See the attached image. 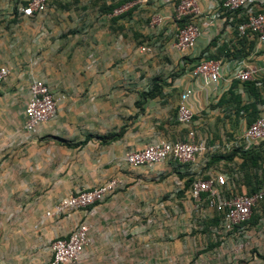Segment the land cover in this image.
I'll return each mask as SVG.
<instances>
[{"label": "crops", "instance_id": "obj_1", "mask_svg": "<svg viewBox=\"0 0 264 264\" xmlns=\"http://www.w3.org/2000/svg\"><path fill=\"white\" fill-rule=\"evenodd\" d=\"M195 1L201 32L193 48L180 51L176 0H51L43 15L32 17L18 12L25 0H0V65L10 69L0 86V264H49L52 241L81 221L91 238L81 264H264V257L241 252L239 239L212 241L196 232L204 228L194 223L185 183L221 168L207 166L210 157L241 149L249 122L264 117V91L258 100L234 77L239 64L264 65V42L250 35L238 40L223 16L211 18L223 0ZM216 37L209 53L222 71L212 85L190 70ZM32 78L65 96L36 133L24 129ZM154 82L160 94L144 98ZM189 88L194 115L185 125L177 106ZM231 89L240 102L219 106ZM122 129L119 138L102 140ZM190 130L208 146L193 163L132 167L124 159L149 144L184 139ZM254 147L264 156V141ZM232 162L239 170L242 159L235 155ZM241 177L234 191L247 193ZM111 179L119 188L104 202L60 218L46 215L70 193ZM177 180L183 188L175 194ZM217 225L209 230L216 233Z\"/></svg>", "mask_w": 264, "mask_h": 264}, {"label": "built area", "instance_id": "obj_2", "mask_svg": "<svg viewBox=\"0 0 264 264\" xmlns=\"http://www.w3.org/2000/svg\"><path fill=\"white\" fill-rule=\"evenodd\" d=\"M51 0H25L18 7V12L24 16L43 15ZM258 0H223L220 10L212 14V19L223 16L224 23L227 14L239 12L243 21L237 26L239 35L254 37L258 42H264V5H258ZM121 10H116L115 13ZM201 15L195 0H176L173 20L175 23L187 18L184 26H176L175 46L180 51H187L195 46L200 35V27L196 19ZM156 17L154 23H159ZM222 71V63L215 59H201L191 70L193 78H204L209 84L215 85ZM262 67L239 64L234 77L241 82L253 81L263 76ZM10 69L0 65V86L7 80ZM29 100L24 108V129L36 133L39 127L52 119L58 110L59 103L65 98L63 94L55 93L42 80L32 78L29 83ZM192 89H185L180 95L177 106V120L185 125L192 122L193 111L187 102L192 96ZM244 142L242 150H249L264 141V117H258L250 124L241 136ZM208 150L205 140H197L195 132L190 130L184 139L177 141L162 140L152 143L139 150L125 154V161L132 167L153 166L165 161L193 163L199 154ZM239 176L237 169L231 171L221 167L209 173L207 177L196 178L187 191L193 200V210L198 219H202L207 210L216 211L221 219L214 228L216 233L236 237L245 231L254 208L264 199V187L253 194L236 193L235 179ZM119 188V181L111 179L93 188L78 189L55 203L46 213L47 216L60 218L74 211H86L90 207L104 202ZM182 181L175 182L173 193L181 189ZM178 213V211H175ZM199 228V226H198ZM246 236V235H244ZM90 225L81 221L66 235L57 236L51 244L52 257L49 264H81L84 258L85 246L90 243Z\"/></svg>", "mask_w": 264, "mask_h": 264}, {"label": "trees", "instance_id": "obj_3", "mask_svg": "<svg viewBox=\"0 0 264 264\" xmlns=\"http://www.w3.org/2000/svg\"><path fill=\"white\" fill-rule=\"evenodd\" d=\"M119 5L120 4L117 3L115 5L110 6L108 8V11L113 12L114 9ZM242 21H243V17L239 16V12H235L233 14H227L226 15V21L224 23V26L231 25L234 27L235 32H236L237 36L239 37L238 40H242L249 35V34L243 35V36L239 35L238 30H237V26ZM187 22H188L187 18H184L181 21H177L176 26L182 27ZM218 39H219V37L214 38L211 41L210 45L208 47H206L205 50L197 58H195L198 61V63L202 58L217 60L216 56L211 55L209 53V49H210V46L215 45L218 42ZM224 49H225L226 54H227L228 51L230 50V46L224 45ZM222 50H223V48H222ZM238 82H240V81L238 80ZM242 84H243L244 88L250 89L251 92L253 93V95L256 97V99L259 100L261 92L264 91V75L261 76L259 79H255L253 81L242 82ZM158 94H160L159 86L156 82H154V84L149 89V91L143 93V97L144 98H153V97L157 96ZM231 99L236 100L237 103L240 102L238 95H236L232 89L229 91L228 96L226 95L225 97L221 98L218 105L220 106L222 104L229 103V100H231ZM138 105H139V103H138ZM254 121H250L249 123L252 124ZM123 132H124V130L122 129L116 134H111L109 136L102 137V140L104 142L113 141V140L119 138L123 134ZM88 139H89V137H87L84 141H82L80 143H75L74 145L84 144ZM235 155H238L242 159V163L239 166L238 172H239V174L242 175L241 179L242 178L244 179V182L247 186V194H253V193L257 192L259 189H261L262 187H264V179L262 177H260L257 173V170L259 168H261L260 162L264 161V156L261 153V151L258 149V147H253L249 150L238 149V150H235L234 152L227 154V155L213 154L210 157V159L207 163V166L217 164L218 168L223 167L226 170L231 171L233 169V166H232L233 162L232 161H233V158ZM204 177H207V176H204ZM195 179L196 178H194V177H190L186 181L185 186L188 188ZM215 213H216V216H218L215 219V222H217L216 224H218L220 219H221V215L216 211H215ZM263 216H264V199H263V201H261L259 203V205L256 208H254L253 214H252L250 220L247 222L248 225L250 223H257V221H259L261 218H263Z\"/></svg>", "mask_w": 264, "mask_h": 264}, {"label": "rangeland", "instance_id": "obj_4", "mask_svg": "<svg viewBox=\"0 0 264 264\" xmlns=\"http://www.w3.org/2000/svg\"><path fill=\"white\" fill-rule=\"evenodd\" d=\"M217 217L218 216H216V213L213 212L211 215H207L203 219L196 218L194 223H197L204 228L201 231H196L197 234H199L200 237L210 238L212 241H220L232 238L239 239L240 245L238 248L242 250L241 252L246 253L248 251L251 254H255L259 258L264 257V216L259 221H257V223H250L247 225V227H245V231L236 237H233L232 235L212 233L209 230V226H214L217 223L215 222ZM202 251H204V249ZM196 253H198V251Z\"/></svg>", "mask_w": 264, "mask_h": 264}]
</instances>
